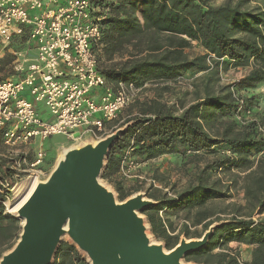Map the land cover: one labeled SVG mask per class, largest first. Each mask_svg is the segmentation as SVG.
<instances>
[{"label":"trees","instance_id":"1","mask_svg":"<svg viewBox=\"0 0 264 264\" xmlns=\"http://www.w3.org/2000/svg\"><path fill=\"white\" fill-rule=\"evenodd\" d=\"M213 1L217 0L99 1L111 9V17L105 22L100 61L105 55L112 58L129 48L135 51L132 57H139L129 69L110 67L103 71L100 67L108 82H131L142 87L152 82H173L187 74H201L198 80L202 79L206 93L205 98L191 104L181 115L174 114L158 100L143 104L141 116L124 124L129 125L111 149L103 177L119 172L120 155L128 148L133 156L151 161L163 155L187 152L199 155L226 147L234 157L216 162L214 167L247 172L243 189L249 214L235 212L214 228L205 247L184 258L194 263L241 264L227 248L230 243H238L262 250L261 258L251 264H264V136L258 132L256 123L237 128L236 120L223 122L225 128L220 136L209 132L216 121L238 110L229 88L221 95L213 93L219 68H245L264 60V0H226L220 6H212ZM253 2L256 5L251 7ZM194 42L204 54L190 59L185 50ZM263 81L264 70L255 63L238 87L251 90ZM0 167L3 169L0 180L11 177L2 162ZM116 185L121 201L131 197L132 192L125 191L122 182ZM217 185L219 181L212 185L201 183L177 199L161 202L156 196H149L158 204L148 207L143 214L152 234L163 241L167 250L178 246L179 236H171L160 212L172 206L196 210L191 227L201 226L202 233L191 234L189 224H185L182 234L189 239H201L215 223L205 210L207 203L228 197ZM5 197L0 193V249L11 245L14 231L19 229L18 219L6 213ZM255 214L263 218L254 220ZM217 249L223 251L214 254ZM52 264L90 262L73 244L66 242L59 246Z\"/></svg>","mask_w":264,"mask_h":264},{"label":"built area","instance_id":"2","mask_svg":"<svg viewBox=\"0 0 264 264\" xmlns=\"http://www.w3.org/2000/svg\"><path fill=\"white\" fill-rule=\"evenodd\" d=\"M99 1L0 0V71L9 70L0 76V146L7 149L0 153V162L9 161L4 170L11 174L0 180L6 213H11L10 195L21 176L28 174L40 182L46 141L55 136L81 139L86 134L101 140L107 125L121 117L148 85L110 83L101 73L100 50L111 9ZM186 81V76L175 80ZM231 91L243 108L235 85ZM39 104L46 108L42 115L49 113L51 120L40 116ZM260 131L264 134V129ZM37 140L33 161L24 170L26 150ZM135 169L128 151L120 174L134 179ZM2 171L0 167L1 177Z\"/></svg>","mask_w":264,"mask_h":264},{"label":"rangeland","instance_id":"3","mask_svg":"<svg viewBox=\"0 0 264 264\" xmlns=\"http://www.w3.org/2000/svg\"><path fill=\"white\" fill-rule=\"evenodd\" d=\"M235 1L236 0H234V2ZM225 2L226 0H217L211 2V5L220 6ZM255 5L256 3L253 2L250 6L254 7ZM132 52L135 53L132 48H129L127 51H123L122 54H116L112 58L105 55L100 61L101 70L105 71L110 67L125 69L131 68L134 61L136 60L135 58H139L132 57ZM185 53L190 59H193L204 54V51L197 43L194 42L191 48L185 50ZM255 63L258 65V67H262L264 70V60H258L253 64ZM253 64L245 68H230L228 70L219 68L220 72L216 75V81L213 83V93L216 95H221L226 93L228 88L231 90V87L235 85V90L237 91L239 97L244 100V107L240 109L238 107V110L231 116H224L223 119L216 121L213 129H209V132L212 136H220L225 128L223 122H230V120H236L238 122L237 128H243L250 125L251 123H256L258 125V132L260 135L264 136V134L260 131V128L264 129V81L257 85L256 88L251 90H245L238 87L239 81L250 72V70L253 68ZM4 71L5 75L3 76H7L6 73H8L9 70H5L3 68L0 73ZM185 76L187 81L184 84H179L175 81L170 83H149L147 87L141 92L139 99L135 101L127 110H125L121 117L107 125V133L101 140H96L88 134L84 135L81 139H70L65 136H55L50 138L45 143L46 157L41 168L43 175L39 176L40 183L48 181V179L56 170L59 157L62 156L66 150H82L87 146H92L95 142L99 143L103 140H106L110 136L116 134L118 131L126 130L129 124H124L129 120H134L135 118L141 116L143 104L158 100L162 104H165L167 107H169L174 114L181 115L182 112L191 104L205 98L206 93L204 83L202 79L198 80V78H202L200 77L201 75L195 77L192 74H188ZM220 90L222 92H220ZM24 94L29 101H32V97L30 96L29 92H25ZM37 107L40 116L45 121L51 120V115L49 113L42 115V113H44L46 110L44 104H39ZM243 122H245V125L242 124ZM217 129H219V131ZM38 145L39 141L37 140L33 146H29L27 148L26 152L29 158L26 163H22V168L24 170H27V164L33 161ZM6 151V148L0 146V153H5ZM128 151L130 152L131 163L137 167V169L134 171V175L137 176L136 178L126 180L121 176L120 171L117 174L107 178L103 177L107 164V158L104 168L98 179L100 186L114 198L118 205H122L130 199L141 196L144 201H149L152 203L150 206H154L158 204V202L155 201V199H151L149 197L150 195L156 196L158 199H160V202L163 200H173L177 199L187 190L201 183L212 185L213 182L219 181V185H217V187L220 188V190L228 197L220 200L209 201L207 203L205 210L212 216L210 220L215 223L209 228L207 232L204 233L202 238L209 231H213L216 226L220 225V223L233 217L235 212H239L244 215L249 214L243 189L244 177L247 172L245 170H229L227 167H223L222 169L218 170L216 167H214L216 162L223 161L226 158L234 157L226 147L215 148L210 152L201 153L199 155H193L188 152L185 154L163 155L152 161H143L140 158L133 156L132 150L128 148L122 155H120V165L126 152ZM255 158L257 157L255 156L252 158V160ZM2 163L7 165L9 161L3 160ZM31 179H33V177L28 174L20 177L18 181L20 190H15V193L10 195V199L14 197V200H12V205L16 204L18 200L24 195L27 187H29V182ZM120 182H122L125 191L132 192L131 197L125 201H121L117 193L116 184ZM137 190H139V192H137ZM147 208L148 207L143 208L137 212L139 218L143 221L145 234L151 245L161 247L165 253H168L170 251L165 248L163 241L157 239L152 234L150 224L148 223L146 216L143 214ZM195 213L196 210L192 208H178L172 206L161 211L159 216L169 226L171 236H179V244H181L182 242L189 243L200 240L189 239L184 234H182L185 224H189V231L191 234L202 233L201 226L196 228L191 227V219ZM7 215L18 219L17 225L19 229L14 231V239L12 240L11 245L8 248L3 247L0 249V262L5 256L12 253L16 248L24 226L23 220L19 218L15 212L7 213ZM259 218H263V216L255 214L253 217L254 220H258ZM66 242L73 244L78 249L80 254L88 262H90V264H94L91 253L75 242L69 230L64 231V234L61 236L56 252L59 246ZM227 248L229 249L231 255L238 257L241 264H251L253 261L261 258L262 250L257 247H249L238 243H230ZM222 251V249H217L214 251V254ZM55 254L50 264L53 263ZM180 264L206 263L187 262L185 258H183L181 259Z\"/></svg>","mask_w":264,"mask_h":264},{"label":"water","instance_id":"4","mask_svg":"<svg viewBox=\"0 0 264 264\" xmlns=\"http://www.w3.org/2000/svg\"><path fill=\"white\" fill-rule=\"evenodd\" d=\"M125 131L99 142L94 150L87 146L70 156L45 184L40 183L18 215L26 219L20 240L0 264H50L66 225L94 264H180L187 254L207 245L213 231L165 253L150 244L137 213L152 203L137 196L118 205L100 186L105 161Z\"/></svg>","mask_w":264,"mask_h":264},{"label":"bare ground","instance_id":"5","mask_svg":"<svg viewBox=\"0 0 264 264\" xmlns=\"http://www.w3.org/2000/svg\"><path fill=\"white\" fill-rule=\"evenodd\" d=\"M97 145H98V142L97 143L95 142L92 145V147H90L91 150H94ZM79 151L80 150H75V149H68V150H66L63 153V155L59 157L58 164H57V167H56V171H59L63 167V165L66 162L67 158H69L70 156L78 153ZM39 185H40V182L37 184L36 180L31 179L30 182H29V187H27L26 191L24 192V195L18 200V202L16 204H14V205H12V207H10V212L11 213L15 212L16 215H19L22 212V210L32 200V198L34 197V195L36 194V192L39 189ZM16 190L17 191L20 190L19 185L17 186ZM20 194H21V192H20ZM23 224L25 226L26 219H23ZM63 230L64 231L69 230V226L68 225L64 226L63 227Z\"/></svg>","mask_w":264,"mask_h":264},{"label":"crops","instance_id":"6","mask_svg":"<svg viewBox=\"0 0 264 264\" xmlns=\"http://www.w3.org/2000/svg\"><path fill=\"white\" fill-rule=\"evenodd\" d=\"M1 72V71H0ZM3 75H5V72L0 73V76L2 77ZM188 75V74H187ZM180 112V111H179ZM181 113V112H180ZM155 160V159H154ZM152 161V160H151Z\"/></svg>","mask_w":264,"mask_h":264}]
</instances>
